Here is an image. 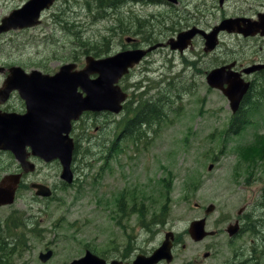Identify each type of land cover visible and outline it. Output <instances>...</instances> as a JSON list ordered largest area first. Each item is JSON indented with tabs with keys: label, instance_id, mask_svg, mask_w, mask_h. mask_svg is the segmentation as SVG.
Listing matches in <instances>:
<instances>
[{
	"label": "rangeland",
	"instance_id": "1",
	"mask_svg": "<svg viewBox=\"0 0 264 264\" xmlns=\"http://www.w3.org/2000/svg\"><path fill=\"white\" fill-rule=\"evenodd\" d=\"M26 1L0 0V20ZM92 1L54 0L53 6L43 12L38 27L1 36L0 67L15 65L26 72L38 70L52 75L59 66L71 62L69 56L80 52L78 40L91 45L94 30L106 36L111 26L122 25L119 10L114 13L108 9L106 14L102 7L88 6ZM214 12L219 15L222 10L216 8ZM208 21L213 23L212 18ZM157 67L155 64L154 68ZM160 72L147 76L151 80L146 86L142 81L147 77L140 79L145 75L139 72L121 81L120 87L128 99L131 95L144 98L147 90L148 95L170 90L164 98L171 96V91L175 93L170 97L171 109L162 110L159 123L141 126L138 139L120 136L119 122L131 117L124 110L102 118L101 123L88 127L90 131L83 135L79 126L75 133L79 148L73 163V185L60 180L58 161L44 163L30 159L35 171L23 176L13 204L0 207V235H7L3 229L12 214L17 221L15 225L9 224L11 236L4 239L10 243L5 247L14 248L13 253L5 254L0 264H71L85 250L100 257H120L128 237L138 236L140 241L151 238L148 248L152 250L168 231L181 236L186 246L185 250L178 248L179 258H188L196 252L201 255L206 245L222 241L218 250L223 258L230 257L238 246L251 244L256 256L263 255L259 261L264 263L261 195L264 152L262 158L253 155L248 161L242 154L251 146L264 147V98L258 94L262 83H256L249 105L244 106L240 115L246 122L244 128L231 135L227 134L232 118L228 101L221 92L207 85L204 76L196 81L174 82L171 76L170 80L165 76L159 80ZM3 80L0 74V86ZM168 82H171L169 89ZM0 110L23 113L25 107L19 96L13 94ZM17 172L20 169L13 156L0 152V178ZM32 183L46 185L52 191L51 197H36L30 189ZM120 199H123V213L119 212ZM209 204L214 210L205 215ZM131 207L136 217L126 218L124 213ZM241 209L247 221L263 224L258 227L262 236L244 234L235 248L227 245L226 233L217 239L207 237L202 243L191 241L187 235L189 224L201 218L206 219L207 231L226 229ZM162 210L164 223L153 224ZM142 223L148 225L149 232ZM17 236L24 245L17 244ZM47 251L52 252L50 258L46 263L40 262L38 255ZM206 264H216V260Z\"/></svg>",
	"mask_w": 264,
	"mask_h": 264
},
{
	"label": "flooded vegetation",
	"instance_id": "2",
	"mask_svg": "<svg viewBox=\"0 0 264 264\" xmlns=\"http://www.w3.org/2000/svg\"><path fill=\"white\" fill-rule=\"evenodd\" d=\"M93 5L95 8H104L106 14L108 9L114 13L119 10V15L123 17L121 18L122 25L109 28L106 36H101L95 30L93 31L94 38L91 40L90 50L95 54V58L107 57L108 59L119 53L131 54L138 51L141 54L146 53L145 57L133 66L122 80L135 77L139 72L145 75L140 79L146 78L161 70L157 75L160 77L159 80L164 76L166 80H170L168 77L171 76V80L174 82H182L187 79L196 81L198 77L204 76L205 78L212 69L229 67L228 70L239 74L240 78L244 82H248L250 87L251 85L257 87L256 83H264L262 80L264 79V27H262L264 26V0H172L170 2L166 0H115L112 4L105 3L102 6L97 1H93ZM163 7L167 10L160 12L158 9ZM216 8L222 10L219 15L214 12ZM209 18L213 19L212 24L208 21ZM230 20L233 21L232 24L234 23L232 25L234 31L224 30L217 34L212 33L218 25L224 21L228 23ZM247 25H252L253 29L251 30ZM251 31L252 34H250ZM184 34L188 35L189 39L186 36L180 39V36ZM204 34H210V37L215 36L217 41L216 47L210 52L204 50L206 41ZM80 62L78 61L77 64L79 68L82 67ZM155 64L159 67L154 68ZM252 66H262V69L244 73ZM2 111L14 112L13 110ZM107 115L109 113L91 112L85 114L80 124L98 125L102 118H108ZM106 119L104 123H106ZM120 206L123 208V203H120ZM133 211V207L129 208L131 217H135ZM125 212L127 213V211ZM253 224L257 229L256 236H262L258 227L263 224L247 221L241 209L236 218L226 227L227 229L230 225H236V235L230 237L225 229H218L210 231L213 232V235L208 237L217 239L221 237V234L226 233L227 245H234L236 248L238 238L244 234L255 236L249 233V227ZM180 238L181 236H173L170 250L171 260L169 262L163 260L158 264H206V262H214V260H216V264H264L259 261L263 255L256 256V250L252 248L251 244L240 245L230 257L223 258L224 256L218 250L223 244L222 241L206 245L201 255L196 252L188 258H179L176 255L178 248L186 249ZM127 239V245L123 246V252L120 251L123 253L120 257L97 256L103 259L106 264L112 261L133 264L138 256L148 257L151 255L161 245L164 238L152 250L148 248L151 238L147 237L140 241L138 236H130ZM87 251L85 250V253Z\"/></svg>",
	"mask_w": 264,
	"mask_h": 264
},
{
	"label": "water",
	"instance_id": "3",
	"mask_svg": "<svg viewBox=\"0 0 264 264\" xmlns=\"http://www.w3.org/2000/svg\"><path fill=\"white\" fill-rule=\"evenodd\" d=\"M53 2L54 0H28L22 7L1 19L0 34L39 25L41 13L49 9ZM232 22V20L228 23L224 21L212 33L234 31ZM247 26L253 29L252 25ZM252 33L251 31L250 34ZM184 36L189 39L186 34L181 35L180 39ZM204 37L206 40L204 50L210 52L216 47L217 41L215 36L210 37V34H204ZM143 55L144 53L138 51L131 54L119 53L104 60L87 57L83 69L78 71L75 70L74 64H68L62 66L53 76L35 70L26 73L19 67L8 68L0 88V105L6 103L11 93L16 91L24 102L25 113L18 115L0 111V150L12 152L24 173H31L35 169L29 157H36L45 163L58 160L61 166L60 179L66 184H71L74 142L69 134L72 122L77 121L81 114L87 111L120 113L126 95L116 85L128 72V68L138 63ZM227 68L229 69V67H219L208 72L206 83L210 88L217 89L223 94L229 102L231 113L234 114L238 111L239 103L247 92L249 83L244 82L239 74ZM260 69L262 66H252L244 73H252ZM4 72V68L0 67V73ZM21 178L22 174L2 177L0 207L13 204ZM31 188L36 189V196L44 198L51 196V191L46 186L33 184ZM213 210L214 206L209 205L205 214ZM226 232L233 237L237 233L236 225L228 227ZM188 234L197 242L213 233L205 231V218H202L189 224ZM172 239L173 233L167 232L161 245L150 256H138L133 264H158L163 260L169 262L172 258L170 251ZM51 254V251H47L45 254H39L38 258L41 262H46ZM71 264L106 263L87 251L83 257ZM109 264L121 263L112 261Z\"/></svg>",
	"mask_w": 264,
	"mask_h": 264
},
{
	"label": "trees",
	"instance_id": "4",
	"mask_svg": "<svg viewBox=\"0 0 264 264\" xmlns=\"http://www.w3.org/2000/svg\"><path fill=\"white\" fill-rule=\"evenodd\" d=\"M114 1L115 0H97L98 4L100 6L104 5L105 3H107V5L112 4ZM158 1H162V0H158ZM76 33H78V32H76ZM78 42H79L80 52L69 56V57H72L74 62H78V61L80 62L81 56L88 55L89 52H91L89 42L84 43L80 40H78ZM77 55H80V56H77ZM167 85H168V89H169L171 82H168ZM260 86L262 88H261V90H259L258 94H260L264 98V84L262 83ZM255 88H257V87L254 85H251L250 90H249L250 94L246 95V97H245V99L241 105L240 110L237 111V113L233 116L232 120L230 121L228 129H227V134L236 135L244 128L246 122L243 118H240V115H242V113H243V108H244L245 104L249 105L250 99H248V97L252 96L251 94ZM148 92L149 91L145 92L144 98L143 97H140V98L136 97L135 98L133 96L126 104H124L123 110L127 111L128 112L127 114H131V117H127V120L124 123L119 122V125L122 128L121 133H120L121 137H125V138L135 137L138 139V137L141 135V126H147V125L149 126L151 124L159 123L163 117L160 114L162 112V110H165L166 108L171 109L170 97L175 95V93H173L171 91V96L168 95L165 97L167 99H165L164 96L169 94L170 90H167L164 93L158 91L156 94H152V95H148ZM165 101H167V102H165ZM92 125H94V124H92ZM81 128H82V126H81ZM77 129H79V128H77ZM87 130H88V127H87ZM75 133H76V129L73 131V135ZM116 141H117V139L113 142V144H112L113 146L115 145ZM78 148H79V145L76 144L75 145V152H74V160H75V157L77 155ZM263 152H264V147L259 146V148H257L255 145V146H251V148L246 150V151L243 150L242 154H244V159L248 161L249 159L253 158V155H260V156H258V158H262ZM239 169L240 168H237V171ZM64 186L66 187V185H64ZM261 195H262V198L264 200V189H263ZM164 213H165V211L162 210L160 212V216H158L159 219L153 220L152 223L153 224H163L164 223V217H163ZM15 218L16 217L12 214L9 217L10 222L6 223L4 226L5 229H3V231H5L7 235H4V236L0 235L1 236L0 237V252L8 254V255H11V254H9V252H11V251H12L11 253H13L14 248L10 247V246L5 247L7 245H10V243L4 242V239L7 238L8 236L9 237L11 236V234H10L11 233V226L9 224L11 223V224L15 225L17 223ZM142 226L145 229L149 230L148 229L149 227L147 224L142 223ZM249 230L252 234H254V235L257 234V229L254 226V224L249 227ZM16 240H17V244H19V246H22V243L24 245V241H23V239H21V237L18 238V236H17ZM4 248L5 249L8 248L7 252H3V251H5ZM1 263H3V261Z\"/></svg>",
	"mask_w": 264,
	"mask_h": 264
}]
</instances>
